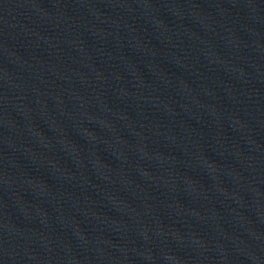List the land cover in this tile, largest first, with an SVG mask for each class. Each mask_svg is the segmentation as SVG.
<instances>
[{
    "label": "water",
    "instance_id": "95a60500",
    "mask_svg": "<svg viewBox=\"0 0 264 264\" xmlns=\"http://www.w3.org/2000/svg\"><path fill=\"white\" fill-rule=\"evenodd\" d=\"M0 264H264V0H0Z\"/></svg>",
    "mask_w": 264,
    "mask_h": 264
}]
</instances>
